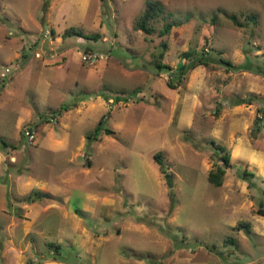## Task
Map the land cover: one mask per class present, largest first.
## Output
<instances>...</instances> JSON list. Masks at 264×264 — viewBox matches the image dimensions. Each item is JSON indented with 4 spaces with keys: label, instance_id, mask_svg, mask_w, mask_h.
<instances>
[{
    "label": "rangeland",
    "instance_id": "rangeland-1",
    "mask_svg": "<svg viewBox=\"0 0 264 264\" xmlns=\"http://www.w3.org/2000/svg\"><path fill=\"white\" fill-rule=\"evenodd\" d=\"M144 1L0 0V70H9L0 82V264H39V253L68 264H264V241L237 225L255 216L231 210L244 196L252 212L261 208L264 182L250 170L245 195L222 199V187L206 180L218 164L209 140L225 146L231 99L262 89L264 75L220 65L176 73L186 50L218 51L264 73V0H159L169 18L158 16L147 35L132 29ZM164 22L172 26L161 36ZM69 26L96 37L61 36ZM192 101L195 112L185 110ZM259 108L243 133L263 150L264 109L257 131L253 123ZM241 170L233 164L228 174ZM39 194L36 202L62 203L60 211L80 218L92 234L88 253L64 238L56 247L50 224H7L2 208L20 217L18 202ZM25 228L48 232L54 246L39 238L19 260L6 233Z\"/></svg>",
    "mask_w": 264,
    "mask_h": 264
},
{
    "label": "crops",
    "instance_id": "crops-1",
    "mask_svg": "<svg viewBox=\"0 0 264 264\" xmlns=\"http://www.w3.org/2000/svg\"><path fill=\"white\" fill-rule=\"evenodd\" d=\"M65 28L67 27H64L63 29ZM248 94H249L248 97H250L251 99L247 103L236 102V100H240L247 97H236L231 99V103H229L230 106L233 108V112H232L233 117H231V119L228 122V130L226 132L227 142L223 147L229 152L228 161L230 165L224 171L221 184L217 185L219 187H222L223 189L222 199H227V195H228L227 192H235L236 190L237 191L239 190V192H242L243 194L247 192L248 184L244 180H242L239 177L230 176V173L228 174V170L233 164H236L238 166L241 165L242 169L249 171L250 173H252L250 170L255 171L256 175L260 177L261 182H264V149L261 150L257 147H254L253 144L248 141L246 135L243 133L244 131H246L247 125L251 123L250 121H252L256 105H260L261 107L264 106V86L262 89H257V88L251 89ZM196 96L197 97L195 101L200 100L198 93L196 94ZM208 96L211 95L208 94ZM215 109H218V104L215 106ZM185 110L189 112L197 111L196 104H194V102L193 104H189L188 106H186ZM239 112H242V114L238 115ZM242 116L244 118H242ZM241 118L242 121L241 123H239L240 126H238V122ZM221 119H222L221 117H218L217 122H219V120ZM185 124L186 123L184 122V125ZM238 127H240L241 129ZM233 185H235L237 189L235 187H232ZM244 199H246L247 202H237V203L232 202L231 210L235 211L244 208L250 211L252 215L255 217L252 222L249 223L246 222L249 225V232L252 231L253 233L256 234V236L259 237L260 241H264V203H262L261 208H257V210L259 211L256 210L255 212L254 211L252 212L251 210L253 209V202H251L250 199L245 198V196ZM36 201L37 200L18 202L19 208L23 210V215L20 217L19 216L14 217L10 215L7 212H5L2 208L1 209L2 212L5 213L10 219V221L7 224H17L19 222L21 223V221L22 224L26 223V225L35 224V222L37 224L38 221L40 224H45V225L50 224L51 229L49 230L51 232L52 230H54L53 233L55 234L56 247L59 246L58 241L63 240L64 238L65 240L72 242L70 244V247L83 248L85 253L89 252L88 250H90L89 246L91 245L92 234L91 232L88 231L87 228H85L82 221L80 220V218L76 216L75 213H72L70 215V214H66V212L60 211L62 207V203L60 204L59 202H36ZM52 216L57 217V220L55 222H53V220L52 221L48 220V218ZM18 220L19 222H16ZM228 223L229 226L233 227L237 223V221L228 220ZM60 226L66 227L67 231L65 233H63V231L60 232ZM68 229H70L71 231H68ZM97 236L98 235L96 236L94 235L95 238ZM51 237H52L51 234H49L48 232L44 233L41 228L36 229L35 233H31L29 228L23 229V232H21L20 234H12L10 232L6 233V240L8 242V246L13 247L18 251V253H20L19 260L21 259L20 257H22L21 256L22 252L24 250H28V247L30 246L34 248L35 245L33 244V242L39 238L40 239L38 241H45L47 242V244H49V246H54L52 245L53 243H50L52 241L48 240ZM13 240L20 241V243L14 245L12 243ZM26 240L28 243L23 242ZM4 252L5 249H3V246L0 245L1 258L3 257ZM50 253L51 255H53L55 252L51 250ZM37 261L39 262V264H68L54 257H46L42 253H39V260ZM17 264H20V262H17Z\"/></svg>",
    "mask_w": 264,
    "mask_h": 264
},
{
    "label": "trees",
    "instance_id": "trees-1",
    "mask_svg": "<svg viewBox=\"0 0 264 264\" xmlns=\"http://www.w3.org/2000/svg\"><path fill=\"white\" fill-rule=\"evenodd\" d=\"M162 17L163 19H167L169 18V13L166 12L165 14V10L164 7L162 5V3L159 0H145L144 1V5L143 8L141 10V12L137 15V17L133 20L132 23V29L133 30H140L141 32H143L144 34H149L152 31V21L155 20L157 17ZM230 19H232V21L240 26V24L238 22L234 21V15H230L229 16ZM249 19H253L252 16L249 17ZM171 23L170 22H164L162 24L161 29L158 31L159 35H166L170 28H171ZM68 35H75L77 37H81V38H93L96 37V35H88V34H84L80 29L74 28L73 26H69L67 28H65L62 32H61V36H68ZM161 46V51L158 52L157 58L161 59L162 55H163V51L166 47L165 42H160L159 43ZM219 52L216 51L215 54H209L207 50L205 51H200L197 53H194L192 50H186L185 52L182 53V56L187 59V62L185 64H178V66L176 67V73L178 75V78H180L186 70L194 67L195 65H202L204 67H213L215 65H220L223 66L226 70H247V71H252V72H256V73H261L264 75V73L259 70L257 67H253L250 64H241V65H233L231 62H229L228 60H225L221 57L218 56ZM156 68H166V69H170V67L166 64H162L161 62H156L155 63ZM171 86V83H168ZM172 87V86H171ZM251 98L247 97V98H243L240 100H236V102H248ZM60 109H65L64 107L60 106ZM264 109V106L262 108H259L257 110V112H261V110ZM261 117H254L253 123L255 125V130H258V126L257 124L260 122ZM100 123V120L97 122V126ZM96 126V128H97ZM105 133H109L110 130L108 129H104ZM191 142V141H190ZM4 143V142H2ZM192 143V142H191ZM209 144L210 146L216 151L217 154V161L218 164H215L213 168H210L207 170L206 172V180L213 184V185H220L221 184V180H222V176L224 174L225 169L230 165L229 164V152L221 145L215 144L212 140H209ZM154 162H156V164L158 165L160 171L162 172V165H163V161L161 158V153L160 151H156L155 153H153L152 155ZM239 177L241 179H246L247 176H252V173H250L249 171H246L244 169H242L240 172H238ZM39 195H28L24 198L25 201H34L35 199H37ZM259 211V210H257ZM78 212V211H75ZM239 226H244L245 227V232L248 233L249 232V225L246 222H238ZM239 229V228H238Z\"/></svg>",
    "mask_w": 264,
    "mask_h": 264
},
{
    "label": "built area",
    "instance_id": "built-area-1",
    "mask_svg": "<svg viewBox=\"0 0 264 264\" xmlns=\"http://www.w3.org/2000/svg\"><path fill=\"white\" fill-rule=\"evenodd\" d=\"M33 55L35 56H37L38 54L36 53V52H34L33 53ZM95 59V58H97L96 57V55H94V54H89L88 55V59ZM98 58H100V56L98 57ZM8 68L7 67H4L3 68V70H0V82L2 83L3 81H4V79L7 77V73H8ZM262 108V107H261ZM260 112H258V117H261L260 116V114H259ZM23 136L25 137V139H26V141L27 142H32L33 141V139H34V132L32 131V130H30V129H26V130H24L23 131Z\"/></svg>",
    "mask_w": 264,
    "mask_h": 264
},
{
    "label": "water",
    "instance_id": "water-1",
    "mask_svg": "<svg viewBox=\"0 0 264 264\" xmlns=\"http://www.w3.org/2000/svg\"><path fill=\"white\" fill-rule=\"evenodd\" d=\"M166 182H167V187H171L172 186L171 177L169 175H166Z\"/></svg>",
    "mask_w": 264,
    "mask_h": 264
}]
</instances>
